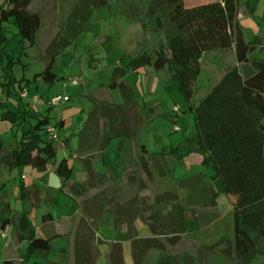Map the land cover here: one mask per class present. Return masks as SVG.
<instances>
[{
	"label": "rangeland",
	"instance_id": "obj_1",
	"mask_svg": "<svg viewBox=\"0 0 264 264\" xmlns=\"http://www.w3.org/2000/svg\"><path fill=\"white\" fill-rule=\"evenodd\" d=\"M216 1L220 0H184V4L197 7ZM35 10L41 16L35 45L26 48L20 37L11 34L13 38L0 50V138L7 149H15L37 118L48 115L52 126L64 120L63 128L57 132L70 143L67 147L54 140L57 156L45 172H38L31 165L10 172L0 165V202L5 200L14 212H26L35 232L43 225L44 215L50 213L55 217L53 230L65 236L53 242L49 260L54 261L56 251L66 247L70 253L63 264H111L117 248L111 243L119 242L122 264H135L129 236L117 232V213L107 211L113 210L125 211L118 217L130 221L129 226L140 236L153 237V233L159 232L168 236L170 230H178L180 222H185L181 231L186 232L184 238L152 241L155 253L173 255L169 256L173 258L171 264H259L264 240L257 241V252L251 259L235 252L234 198L222 192L221 182H212L214 171L203 164L205 156L197 144L196 118L172 79L173 72H157L150 67L130 69L132 60L165 50L178 35L169 22L165 2L40 0ZM237 16L245 42L255 36L264 38V0H240ZM53 53V70L58 79L49 86L41 78L35 79V75L51 61ZM254 57L264 60V49ZM236 65L233 49L205 54L191 103L199 104L223 74ZM116 67L125 71L121 88L111 87ZM239 70L242 71L241 67ZM72 79H80L81 84L65 89L64 84ZM24 86L30 97L37 96L42 102L61 94L69 96L70 101L56 108L40 105L35 114L27 100L18 98ZM13 88L15 91L8 95L7 89ZM125 89L132 91L129 97L124 96ZM107 110L113 111L110 117L103 113ZM177 127L179 131H175ZM114 134L120 136L111 139ZM82 140L92 142L91 152L97 154L100 149L101 153L88 161L95 173L90 175V181L80 159L84 156L81 148H86ZM141 145L146 146V155ZM64 158H68L73 173L59 193L62 182L54 167ZM87 181L91 190L85 198L90 207L84 209L72 200L69 189L74 183ZM98 181L108 187L106 191L110 189L107 198L115 196V209L100 200L93 206V189L98 187ZM34 186L51 199V204L42 201L38 207H32L27 194L33 192ZM198 186L211 193L204 205L197 190L192 199H186ZM100 195L104 197L105 192ZM30 199L36 206L37 198ZM196 200L202 205L195 206ZM188 217L199 220L201 225L188 223ZM15 235L10 229L8 236L15 240ZM78 241L82 243L79 249ZM4 244L0 240V263L7 258L2 252ZM15 244L18 245L16 241ZM26 249L27 244L22 255L13 254L12 258L18 259L15 263L25 259Z\"/></svg>",
	"mask_w": 264,
	"mask_h": 264
},
{
	"label": "trees",
	"instance_id": "obj_2",
	"mask_svg": "<svg viewBox=\"0 0 264 264\" xmlns=\"http://www.w3.org/2000/svg\"><path fill=\"white\" fill-rule=\"evenodd\" d=\"M39 1L0 0V50L13 38L9 36L11 34L20 37L26 48L35 45L41 27V16L35 10ZM155 1L165 2L169 22L178 35L169 41L165 50L145 53L132 60L130 69L139 71L150 67L157 72L164 69L173 72L172 79L196 118L197 144L205 156L203 164L214 171L212 182H221L222 192L234 198L235 252L239 257L251 259L256 255L257 241L264 240V60L254 57L257 51L264 49V38L255 36L249 42L244 41L237 16L240 0H220L197 7H186L184 0ZM228 49L235 51L238 65L227 70L199 104L193 105L202 57L212 51ZM54 60L55 54L35 79L41 78L52 86L58 79L53 70ZM124 76L125 71L116 67L111 87L115 88L117 80ZM24 88L27 87L21 90ZM7 91L10 95L15 89ZM24 114L27 115V111ZM62 124L60 121L54 127L61 129ZM49 126H52L50 116L37 118L23 134L18 147L12 150H8L0 138V163L10 172L28 165L38 172H45L48 163L57 156L54 139L48 133ZM67 144L65 141L68 147ZM72 173L68 159L61 160L56 166L55 174L62 183H66ZM196 190L204 205L211 197L210 190L204 186H198L186 199H192ZM193 204L202 205L197 200ZM1 211L0 229L4 230L12 220L20 240L27 241L21 264H56L48 260L53 239L37 237L26 212L8 217L5 210ZM62 250L65 254V249ZM3 264L14 263L5 261ZM259 264H264V253Z\"/></svg>",
	"mask_w": 264,
	"mask_h": 264
},
{
	"label": "crops",
	"instance_id": "obj_3",
	"mask_svg": "<svg viewBox=\"0 0 264 264\" xmlns=\"http://www.w3.org/2000/svg\"><path fill=\"white\" fill-rule=\"evenodd\" d=\"M122 79H123V77L119 78L117 80V86L115 88H121L122 87V81H121ZM124 91H125V95H124L125 97H129L131 95L132 91L130 89H125ZM103 113L105 116H107V115L109 116L110 114L111 115L113 114V111L107 110L106 112H103ZM60 121H63L62 125L64 126V124H65L64 120H60ZM57 134L59 136V141L62 143V146L63 145L65 146V141L68 142L67 145L69 146V143H70L69 140L66 138L62 139L61 134L58 132H57ZM119 136L120 135H118V134H114V135H111L110 138L113 139V138H116ZM82 144H86V148H81V150H83L82 152L84 153L83 154L84 156H82L83 158H80V159L82 160L84 174H86L89 177L88 181H90V175L95 176V173L93 172V168H92L91 164L89 165L88 161L89 160L91 161V159H93L94 156L100 155L101 153H100V149H97V150H99V152H97V154H94L93 152L90 151L92 148V142L90 140H85V141L82 140ZM8 150H12V149H8ZM141 151L143 153H145V155L148 153V150H147L145 145H141ZM64 159H68V158H64ZM0 165L5 166L2 163H0ZM57 165H58V163L54 167V173H55V169H56ZM5 167H7V166H5ZM22 178H24V177H22ZM88 181L84 184L74 183L69 189V195L71 196L72 200H74L80 207H82L84 209L90 207V205H89L90 203L88 204L86 202L87 198H85L87 196L88 192L91 190V188L89 186H87ZM96 182H97V180H96ZM97 184H98V187H95L93 189L94 192H96V194H95L96 199L94 201H92L93 206L96 204V201L98 202V200H100V201L107 203V206H110L109 208L115 209V207H116L114 204L115 196L113 198H111V197L107 198V196H106V193L110 189L108 191H106L105 189L108 187L104 188L102 181H100V182L98 181ZM64 185H65V183H62V187L60 188L59 193H61V191L64 189ZM40 192H41V190L38 187L34 186L33 192L31 194L30 193L27 194V197L30 200V203H31L33 208L38 207L40 202H42V201H46L47 204H51V199L48 196L45 197L43 194H40ZM102 192L103 193L105 192L104 197H102L100 195ZM96 195H97V197H96ZM125 195H127V196H125V198H129L128 194H125ZM35 197L37 198L36 206H34L32 204V201L30 199V198L33 199ZM57 199L61 200L59 195L57 196ZM58 203L60 204V201ZM125 204L126 203H123L122 205H125ZM1 210H3V211L5 210L4 211L6 213L5 216H8V217H14V216L18 215L19 213H21V211L14 212V211L10 210L9 204L7 202H5V200H2L0 202V213L2 212ZM107 211L113 212L115 215L117 213V216H116L117 217L116 218L117 219V224H116L117 232H118V234L123 233V234H127L129 236V239L131 240L130 243L132 244V256H133V259L135 260V264H169V261H170V264L172 263L173 258L170 259L169 256H173V255L172 254L164 255L165 252L164 253H162V252L155 253L154 252L155 249H153L154 247L152 248V244H153L152 241L157 240L159 238H170L172 241H174V240H176L177 236L184 238L186 232H184V234H182L181 231H182V223L185 224V222H183V221L180 222V227L178 230H170L167 233L168 236H164L162 232H159V233H153V237H146V236H140L141 234L138 233L133 226H129V225H131V222L127 221L125 219V217H121V216L118 217L119 214L124 215L125 211H123V212L113 211V210H107ZM96 218L100 219L101 215H100V217H96ZM42 220H43V225L40 226V228H38L36 230V232L34 231L37 237L44 238V239H53L52 244H53V242L58 241V239L64 238L65 234H63L61 232L59 233L56 230L55 231L53 230V226L55 225L56 220L52 214L49 213L47 215H44ZM192 222H197L201 225V222L199 220L194 219L193 217H188V223H192ZM118 223H120L121 227L117 226ZM145 223L147 224V222H145ZM118 227H120V228H118ZM10 229L14 230L17 233V236L15 235V240L13 239V237L11 238L8 236ZM185 229H186V226H185ZM177 231H180V232H177ZM4 233L6 236H3ZM0 240L5 242L2 252L4 253L5 256H7V258L6 259L4 258L0 264H3L5 261H11L14 264H18V263H15L16 260H18V259L16 257L12 258V256H13V254L14 255H18V254L22 255L23 254L22 253L23 252L22 251L23 246L25 244H27V241L20 240V237L18 235V232H17L12 220L10 221V224L4 230L0 229ZM15 241L17 242L18 245L15 244ZM81 244H82L81 242L77 243L78 249L80 248ZM111 245L117 247L116 253L113 256V260L111 261V264H122L120 243L119 242H112ZM153 246H154V244H153ZM62 249H65V254L63 253ZM111 250H112V247H111ZM24 251L26 252V250H24ZM69 253H70V250H68L66 247H60L56 251L55 260L51 261V262H54L56 264H61L62 262L66 261ZM80 253L82 254L81 251H80ZM25 255H26V253H25ZM110 255H111V253H110ZM49 256H48V260H49ZM57 259H59L60 261L58 262ZM162 259L164 260V263H160ZM19 261H20L19 264L24 262L23 259H20ZM41 261H44V260H41ZM24 264H27V263H24Z\"/></svg>",
	"mask_w": 264,
	"mask_h": 264
},
{
	"label": "built area",
	"instance_id": "obj_4",
	"mask_svg": "<svg viewBox=\"0 0 264 264\" xmlns=\"http://www.w3.org/2000/svg\"><path fill=\"white\" fill-rule=\"evenodd\" d=\"M80 84H81L80 79H72V80H69L68 84H64V88L66 89L69 85L76 87V86H79ZM19 96L22 100L28 101L29 108L35 114L39 113L38 106H40V105L45 104V105H48L50 108H56V107H60L64 104H67L70 101L69 96H67L66 94H61V95H57V96L49 99L46 102H42L37 96L30 97V93H29V90L27 88H24L23 90H21V93ZM175 110L179 111L178 108H176ZM179 130L180 129L178 127L175 129V131H179ZM48 133L51 135V137L54 140L59 139V136L57 134V128H55L54 126L48 127ZM3 236H6L5 233L3 234Z\"/></svg>",
	"mask_w": 264,
	"mask_h": 264
}]
</instances>
